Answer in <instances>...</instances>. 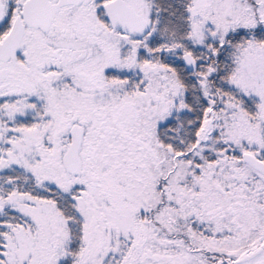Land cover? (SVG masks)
Returning a JSON list of instances; mask_svg holds the SVG:
<instances>
[{
    "label": "snow or ice",
    "instance_id": "1",
    "mask_svg": "<svg viewBox=\"0 0 264 264\" xmlns=\"http://www.w3.org/2000/svg\"><path fill=\"white\" fill-rule=\"evenodd\" d=\"M0 264H264V0H0Z\"/></svg>",
    "mask_w": 264,
    "mask_h": 264
}]
</instances>
